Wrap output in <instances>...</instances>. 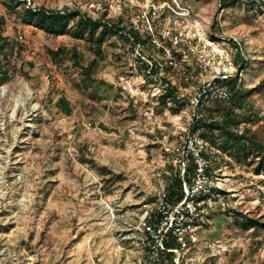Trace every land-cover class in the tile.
Instances as JSON below:
<instances>
[{
	"label": "rangeland",
	"instance_id": "rangeland-1",
	"mask_svg": "<svg viewBox=\"0 0 264 264\" xmlns=\"http://www.w3.org/2000/svg\"><path fill=\"white\" fill-rule=\"evenodd\" d=\"M8 2L0 0L8 39L0 60L11 75L0 82V264H137L131 232L172 172L170 150L189 133L206 142L211 170L230 195L227 209L204 214L199 242L180 251L183 264H264V226L244 222L264 223L263 150L255 142L264 143V0H26L13 9ZM25 5L68 9L70 23L81 13L153 28L166 45L156 37L158 19L146 18L155 11L180 40L170 56L100 31L93 40L53 36L20 20ZM149 54L159 75L144 70ZM204 61L237 78L241 99L229 111L228 101H208L204 121L194 122L182 94ZM164 77L176 93L166 92ZM200 78L211 80L212 71ZM208 123L228 130L226 146L225 137L219 149L205 138L219 136ZM166 245L179 246L173 235Z\"/></svg>",
	"mask_w": 264,
	"mask_h": 264
},
{
	"label": "built area",
	"instance_id": "built-area-1",
	"mask_svg": "<svg viewBox=\"0 0 264 264\" xmlns=\"http://www.w3.org/2000/svg\"><path fill=\"white\" fill-rule=\"evenodd\" d=\"M170 9L174 10L171 6ZM152 12L146 18L150 19L149 17H151L153 21L158 19L155 27L162 29L159 32L163 38L178 43L180 37L174 34L171 29L163 27L159 20L161 17L155 11ZM148 32L153 34V28H149ZM153 42L157 48L164 45L160 44L155 37ZM187 46L189 47L188 50L192 49L189 43ZM165 48V54L172 56L170 49ZM146 61L149 65H153L149 59ZM198 66L201 75H196L191 90H186L189 95L182 94V98L189 99L195 120L203 118L200 109L202 104L211 100L227 101L231 96L229 85L224 81L231 77L227 69L222 68V65L212 66L205 61L199 62ZM211 71V80L208 81L210 75L205 81L200 78L204 74L208 75ZM186 81L188 82L189 79ZM205 144L206 142L198 136L189 133L184 144L175 145L170 150L168 162L172 166V172L160 182L156 188L153 207L146 209L139 216L137 225L131 232V238L136 242L138 251L141 252L137 264H164V251L174 254V264H183L182 258L184 257L180 251L190 249L199 242L198 230L203 222L204 214L224 210L229 206L226 196L230 193L227 194L224 191L218 175L211 171L210 160L205 156ZM190 165L194 166V170L191 175H188ZM176 173L182 180L184 196L176 203H172L168 200V187L174 179L172 175ZM169 235H173L179 245L178 247H167L166 240Z\"/></svg>",
	"mask_w": 264,
	"mask_h": 264
},
{
	"label": "trees",
	"instance_id": "trees-1",
	"mask_svg": "<svg viewBox=\"0 0 264 264\" xmlns=\"http://www.w3.org/2000/svg\"><path fill=\"white\" fill-rule=\"evenodd\" d=\"M9 2L7 5L8 9H13L14 7H17L19 4H23V3L25 4L26 0H9ZM71 14L72 13L68 9L61 10V9H52V8H48L45 6L32 7L29 5H25L24 8L18 12L20 20L22 22L27 23V24H32L37 29L44 30L47 34H50L53 36L54 35L58 36L60 34H64L67 31H69L74 35V37H78V38L86 37L88 40H93L96 33L100 31V35L102 37L107 36L109 34L119 35V37L123 39L125 42L127 41V42L133 43L134 44L133 49H135L137 45H140L143 47L142 48L143 52L145 49L147 50L148 48H152V50L153 49L155 50L157 48L156 44L153 42L154 35L149 33L146 30L141 31L140 29L134 26L127 27L125 25H121L115 22L112 23L110 21H105L100 18L94 19L89 16H85V15L83 16L81 13H74L72 15V18L76 19L77 16H79V18H77V20L74 23H70ZM3 23H4L3 17H0V55H3V57L6 58L8 55V51L6 49V46L8 44V39L6 35H4L3 33V27H2ZM155 33H156V37L162 38V35L157 29ZM163 40L166 41V45L165 46L162 45L160 48H157L160 51V53L163 55H166L165 47L169 48L175 53V49H172V47H174L172 40H169V39H163ZM62 51H63L62 48L61 49L57 48L56 50H51L50 54L55 56V55L60 54ZM142 56H144L143 53L141 54V57ZM236 56L240 57V59H238L239 57H237L236 62L241 61L240 69H243L244 64H245L244 57L240 55L239 51H237ZM149 60L153 63L151 67L145 58H141V63L144 65V70L149 72L150 75H155V74L159 75L161 68L157 63V60L151 54H149ZM194 68H195L194 72H196V75H200V68L198 66V63L194 65ZM172 69H173V64L171 65L167 64V66L165 67L164 73L169 74L170 71H172ZM10 78H11V75L9 73L6 63L1 62L0 60V82L4 83L10 80ZM167 80H168V77L162 78V82L167 84L166 92L170 94L176 93V90L178 88V86L175 85L176 83H172L173 86L169 87L168 82H170V80L169 81ZM191 80L194 81V79H191ZM224 81L229 85V88L231 90V96L227 100L230 103V105L225 106V108L229 111L236 104L235 100L237 98L239 99L241 98L239 97V95L236 94L237 78L231 79V80L228 79ZM189 82H190V79H189ZM189 82H185V85L187 84L186 86H189ZM218 82H220V80H218ZM161 98L165 99V97H161ZM182 101L187 106H190V101L188 98H183ZM59 106L66 113L69 114L71 112L69 101L65 97H62L60 99ZM205 106H206L205 103L202 104L200 108L201 111H205V109H203ZM199 121H204V119L199 118V119H196L194 122H199ZM208 125L211 126L212 128L218 129L219 136L205 135V138L208 141H210L214 147L219 149V147L221 146L219 145L218 140L221 137H225L224 142L226 144L224 145L226 146L228 142L230 141L229 139L230 135L228 133V130L223 125H220V124L215 125L214 123H208ZM255 142H256L257 149L263 150V153L259 157V166L262 169H264V143L262 141H257V140ZM206 151L207 149L205 150V156L208 159H210ZM193 170H194V166L190 165L188 169V175H191ZM172 177L174 179L172 183L169 184V187H168V200L172 203H176V201L183 198L184 193L182 191V180L179 177L178 173L173 174ZM244 222H245V227L256 226V227L261 228L264 226V223H262L260 219L255 218V217H246ZM170 242H174V241H170ZM167 247L171 248V246H167ZM173 257H174V254L172 252L164 251L163 252L164 264H174Z\"/></svg>",
	"mask_w": 264,
	"mask_h": 264
}]
</instances>
